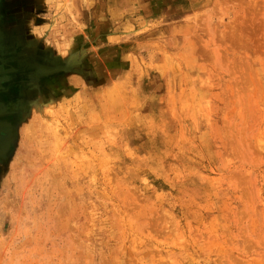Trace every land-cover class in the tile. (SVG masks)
Returning a JSON list of instances; mask_svg holds the SVG:
<instances>
[{
  "label": "rangeland",
  "instance_id": "obj_1",
  "mask_svg": "<svg viewBox=\"0 0 264 264\" xmlns=\"http://www.w3.org/2000/svg\"><path fill=\"white\" fill-rule=\"evenodd\" d=\"M0 29V264H264V0H0Z\"/></svg>",
  "mask_w": 264,
  "mask_h": 264
},
{
  "label": "flooded vegetation",
  "instance_id": "obj_2",
  "mask_svg": "<svg viewBox=\"0 0 264 264\" xmlns=\"http://www.w3.org/2000/svg\"><path fill=\"white\" fill-rule=\"evenodd\" d=\"M2 30L0 29V32H1ZM4 54H2V56H3ZM6 62H7V57H6V55H4V60L2 59L1 61H0V74H6L7 73V70H6ZM3 65V66H2ZM5 79L4 77H1V75H0V79ZM14 89V88H13ZM13 89L12 88H9V87H7L6 86V83H4L3 84V86H2V90L0 89V91H1V96H2V98L4 99V101H5V106H6V103H8L7 101H8V99H9V97H10V95H12V92L11 91H13ZM5 95V96H4ZM5 106H2V108L0 109V110H2V111H5Z\"/></svg>",
  "mask_w": 264,
  "mask_h": 264
},
{
  "label": "bare ground",
  "instance_id": "obj_3",
  "mask_svg": "<svg viewBox=\"0 0 264 264\" xmlns=\"http://www.w3.org/2000/svg\"><path fill=\"white\" fill-rule=\"evenodd\" d=\"M5 45V44H4ZM3 66V65H2ZM52 69V68H51ZM129 70V69H128ZM112 76H114V75H112ZM56 77V76H55ZM44 78V77H43ZM63 79V78H62ZM105 79V78H104ZM123 79V78H122ZM105 81V80H104ZM103 81V82H104ZM107 81H108V78H107ZM100 82V81H99ZM125 82V81H124ZM85 83V82H84ZM11 84V83H10ZM67 84V83H66ZM77 84V83H76ZM96 84V83H95ZM101 84V83H100ZM3 85V84H2ZM56 86H57V84H55ZM54 85V86H55ZM71 85V84H70ZM123 85V84H122ZM10 86V85H9ZM12 86V85H11ZM45 86V85H44ZM101 86V85H100ZM112 86V85H111ZM76 87H79V86H76ZM10 88V87H9ZM105 88V87H104ZM41 89V88H40ZM95 89V88H94ZM98 89V88H97ZM114 89V88H113ZM112 89V90H113ZM72 90H73V88H72ZM89 90V89H88ZM100 90V89H99ZM53 91V90H52ZM62 92V91H61ZM98 92V91H97ZM100 92V91H99ZM112 92V91H111ZM41 93V92H40ZM108 93V92H107ZM30 94V93H29ZM50 94H53V93H50ZM120 94V93H119ZM46 95V94H45ZM66 95V94H65ZM104 95H105V92H104ZM110 95H111V93H110ZM115 95V94H114ZM5 96V95H4ZM48 97V96H47ZM111 97V96H110ZM116 97V96H115ZM128 97H130V96H128ZM46 98V97H45ZM122 98V97H121ZM54 99V98H53ZM107 99V98H106ZM114 99V98H113ZM112 100V99H111ZM123 100V99H122ZM121 100V101H122ZM106 101V100H105ZM110 102V101H109ZM97 103V102H96ZM107 103V102H106ZM112 103V102H111ZM128 103V102H127ZM103 104V103H102ZM97 105V104H96ZM124 105V104H123ZM104 106V105H103ZM115 106V105H114ZM128 106V105H127ZM101 107V106H100ZM107 107V106H106ZM126 107V106H125ZM124 107V108H125ZM102 108H104V107H102ZM96 109V108H95ZM106 109V108H105ZM126 109V108H125ZM98 110V109H97ZM94 112V111H93ZM97 113H98V111H97ZM108 113V112H107ZM117 113V112H116ZM115 114V113H114ZM92 115V114H91Z\"/></svg>",
  "mask_w": 264,
  "mask_h": 264
},
{
  "label": "crops",
  "instance_id": "obj_4",
  "mask_svg": "<svg viewBox=\"0 0 264 264\" xmlns=\"http://www.w3.org/2000/svg\"><path fill=\"white\" fill-rule=\"evenodd\" d=\"M4 60V55L2 56V55H0V61L1 60ZM1 75V74H0ZM2 106H5V101H4V99L2 98V96H1V91H0V109L2 108ZM2 110H0V112H1Z\"/></svg>",
  "mask_w": 264,
  "mask_h": 264
}]
</instances>
